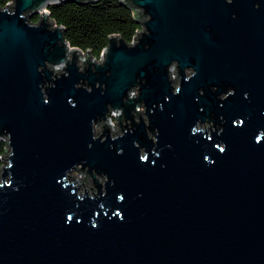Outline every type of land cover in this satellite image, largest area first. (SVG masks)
<instances>
[{"label":"water","instance_id":"water-1","mask_svg":"<svg viewBox=\"0 0 264 264\" xmlns=\"http://www.w3.org/2000/svg\"><path fill=\"white\" fill-rule=\"evenodd\" d=\"M96 1L0 7V264H264V0H116L98 59Z\"/></svg>","mask_w":264,"mask_h":264},{"label":"trees","instance_id":"trees-1","mask_svg":"<svg viewBox=\"0 0 264 264\" xmlns=\"http://www.w3.org/2000/svg\"><path fill=\"white\" fill-rule=\"evenodd\" d=\"M9 0H0L5 7ZM50 17L63 28V36L70 46L80 50L88 49L98 59L107 42V36L118 35L130 42L135 30L139 28L132 19L131 11L116 0H97L93 3L79 4L63 2L47 7ZM37 16L30 18L35 22ZM5 153V142L0 141V156ZM2 161L0 160V165Z\"/></svg>","mask_w":264,"mask_h":264},{"label":"rangeland","instance_id":"rangeland-1","mask_svg":"<svg viewBox=\"0 0 264 264\" xmlns=\"http://www.w3.org/2000/svg\"><path fill=\"white\" fill-rule=\"evenodd\" d=\"M79 65H80V63H79ZM113 127V126H112ZM115 127V126H114ZM97 129H99V128H96L95 129V132L97 131ZM111 130V129H110ZM111 131H114V129L113 130H111ZM4 155V154H3ZM3 155L2 156H0V158L1 157H3ZM3 161V160H2ZM3 164V163H2ZM70 176L73 178V179H70L71 181H74V179H76V180H81L82 179V175H77V172H75V171H73V172H71L70 173ZM82 180H84V178L82 179ZM99 181V180H98ZM85 187H93V185H92V183H91V181H90V178H89V176L85 179Z\"/></svg>","mask_w":264,"mask_h":264},{"label":"built area","instance_id":"built-area-1","mask_svg":"<svg viewBox=\"0 0 264 264\" xmlns=\"http://www.w3.org/2000/svg\"><path fill=\"white\" fill-rule=\"evenodd\" d=\"M138 30H139V28H138L136 31H138ZM130 42H131V41H130ZM108 121H109V124H110V129L113 130V128H114V126H115V125H114V119H113L112 117H109V118H108ZM112 126H113V127H112ZM96 128H98V127H96ZM96 128H95V129H96ZM97 130H98V129H97ZM1 158H2V157H1ZM1 158H0V160H2ZM1 165H2V163H1ZM1 165H0V166H1Z\"/></svg>","mask_w":264,"mask_h":264}]
</instances>
